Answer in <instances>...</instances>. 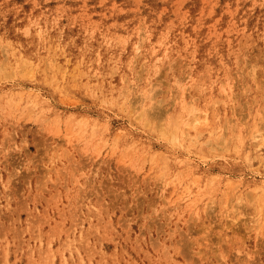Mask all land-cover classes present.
I'll use <instances>...</instances> for the list:
<instances>
[{
  "label": "rangeland",
  "instance_id": "1",
  "mask_svg": "<svg viewBox=\"0 0 264 264\" xmlns=\"http://www.w3.org/2000/svg\"><path fill=\"white\" fill-rule=\"evenodd\" d=\"M263 186L264 0H0V264H264Z\"/></svg>",
  "mask_w": 264,
  "mask_h": 264
},
{
  "label": "bare ground",
  "instance_id": "2",
  "mask_svg": "<svg viewBox=\"0 0 264 264\" xmlns=\"http://www.w3.org/2000/svg\"><path fill=\"white\" fill-rule=\"evenodd\" d=\"M180 95L177 97V99L179 100V103H177V106H176V109H174V111H170V113H168L167 115H166V113H164V112H160V111H158V112H154V114H151V113H149V110H147L144 106V104L146 103V102H143L141 105H142V107H144V110L142 109L139 113H140V115L142 116L143 115V112L144 113H146V120H148V122L149 121H151L150 119H153V120H155V119H157V118H160L158 121H161V123H159L161 126L160 127H158L159 128V130H160V132L162 133V134H165V135H167V136H169V137H171V140H172V138L173 139H175V140H179V141H181L183 144H186L188 147H192V146H194L195 144H196V139H194V137H196V138H198V137H201V136H203V134L202 133H196V134H192V133H190L191 132V129H188V130H186V135H182V136H179V135H177L174 131H176V130H179L180 129V126H182L181 125V123L179 122V120H183V116H184V112H188V111H192L193 110V108H194V106H191L190 104H191V102H188V101H185V98L184 97H182V94H183V91L182 90H178L177 91ZM125 100V99H124ZM219 102V101H218ZM153 105V104H152ZM151 105V106H152ZM172 105V104H171ZM135 107V106H134ZM149 107V106H148ZM161 108V107H160ZM163 108V107H162ZM133 109V108H132ZM154 110H156V109H154ZM153 112V111H152ZM166 112V111H165ZM165 116H166V118H165ZM205 116V118H206V112H205V115H197L196 116V120H197V118H202V117H204ZM218 116V115H217ZM140 117V116H139ZM225 117V115H224V113H223V118ZM162 119L164 120V121H162ZM152 120V121H153ZM194 120V119H193ZM202 120V119H201ZM191 121V120H190ZM195 121V120H194ZM147 122V121H146ZM200 122V121H199ZM225 123V122H224ZM147 124V123H146ZM188 126V125H187ZM212 127H213V125H212ZM232 128V127H231ZM201 129V128H200ZM199 129V130H200ZM205 129V128H204ZM226 129V128H225ZM224 129V130H225ZM198 130V131H199ZM172 134H171V133ZM170 133V134H169ZM240 133V132H239ZM263 134V133H262ZM92 136H95V135H92ZM186 136H188V138H187V140H186ZM241 137V136H240ZM206 140V139H205ZM234 138L233 137H230L229 139H228V144H226L225 143V145L228 147V148H239L240 146H241V144L240 143H238L237 141H235V143L233 144V142H234ZM162 141V140H161ZM211 142H212V140H211ZM103 143V142H102ZM209 143V142H208ZM105 144V143H104ZM231 144V145H230ZM233 144V145H232ZM106 145V144H105ZM148 146V145H147ZM159 146V145H158ZM212 147V146H211ZM210 147V148H211ZM148 149H150L151 150V147H150V145H149V148ZM68 153V152H67ZM148 159H149V161H150V163H151V166H150V168L152 169V170H154L155 168L157 169V168H159L160 170H159V172L157 173V175H155L156 177H160L161 178V176H165L166 174H164L166 171H169V170H174L173 172H174V175L180 180V181H190V180H187L184 176L185 175H189L190 173L189 172H186V173H183L182 174V176H181V173H182V170H183V167L184 166H182L181 165V161L182 160H180V159H173V158H171L169 155H171L169 152H166V151H153V152H149L148 151ZM130 157H131V155H130ZM142 157V156H141ZM143 158V157H142ZM128 159H129V157H128ZM124 161V160H123ZM129 161V160H128ZM30 162V161H29ZM132 162V161H131ZM75 163H77V162H75ZM128 163V162H127ZM130 163V162H129ZM133 163V162H132ZM74 164V163H73ZM157 164H159V166H157ZM78 167V166H77ZM27 168V167H26ZM73 168V167H72ZM80 168V167H79ZM54 169V168H53ZM74 169V168H73ZM15 170V169H14ZM56 171V170H55ZM75 171V170H74ZM93 171H95V170H93ZM61 172V171H60ZM80 173V172H79ZM11 174V173H10ZM57 174V173H56ZM63 175H64V173H62ZM94 174H95V172H94ZM62 175V176H63ZM9 176H12V175H9ZM74 176V177H73ZM73 176H71V178L73 177V178H75V175L73 174ZM195 176H199V174L198 175H192V178H193V181H195ZM200 177V176H199ZM199 177H196V178H199ZM9 178V177H8ZM55 178H57V176H55ZM55 178H54V180H55ZM64 178H66V177H64ZM87 178V177H86ZM85 178V179H86ZM173 178V177H172ZM57 180V179H56ZM55 180V181H56ZM85 181V180H84ZM57 182V181H56ZM59 182V181H58ZM78 182V181H77ZM79 183V182H78ZM210 183V182H209ZM56 184V183H55ZM59 184V183H58ZM71 184H72V182H71ZM79 185H80V183H79ZM166 183L164 182V185H163V188L162 189H165L166 188ZM78 186V185H77ZM81 186V185H80ZM80 186H78V187H80ZM174 186V185H173ZM188 187V186H187ZM5 188V187H4ZM67 188H68V186L66 187V191H67ZM189 188V187H188ZM263 188H264V186H263ZM79 189V188H78ZM80 190V189H79ZM88 190V189H87ZM97 191V190H96ZM57 191H55L54 193H56ZM60 194V192H57V194ZM81 193V192H80ZM90 193V192H89ZM92 193V192H91ZM6 194V193H5ZM83 194V193H82ZM96 194V193H95ZM99 194V193H98ZM98 194H96V195H98ZM7 195H9V194H7ZM38 195H40V194H38ZM50 195V194H49ZM52 195V194H51ZM81 195V194H80ZM90 195V194H89ZM259 195V197L261 198L260 199V201H262L263 200V197H264V192H261L260 194H258ZM178 196H180V195H178ZM10 197V196H9ZM9 197H6V199L7 198H9ZM65 197H67V196H65ZM80 197V196H79ZM88 197V196H87ZM98 196H96V198H97ZM100 197H102L101 195H100ZM99 197V198H100ZM259 197H257V198H259ZM11 198V197H10ZM9 198V199H10ZM43 198H46V197H43ZM55 197L54 196H49L48 197V209H47V211L48 212H50L51 211V209H53V207L55 206L53 203H51V201H53V200H55L54 199ZM77 198V197H76ZM75 198V199H76ZM86 198V197H85ZM185 198V197H184ZM187 198V197H186ZM74 199V200H75ZM78 200V199H77ZM163 200V199H162ZM165 200V199H164ZM167 200V199H166ZM165 200V201H166ZM168 200H170V201H173V200H176V198L175 199H172V198H168ZM10 201H11V199H10ZM55 201H58V199L56 198V200ZM97 203H98V201L97 200H95ZM99 201H101V200H99ZM169 201V202H170ZM189 201V200H188ZM187 201V202H188ZM102 202H104V200L102 201ZM78 203V202H77ZM82 203H84V202H82ZM172 203V202H171ZM190 203H192V201H190ZM99 204V203H98ZM166 204V203H165ZM186 204V203H185ZM24 206H26V204L24 205ZM23 206V207H24ZM100 206V205H99ZM163 206V205H162ZM166 206H168V205H166ZM85 207V206H84ZM189 207V206H188ZM35 208V207H34ZM33 208V209H34ZM43 208V207H42ZM74 208V207H73ZM86 208V207H85ZM128 208V207H127ZM168 208V207H167ZM21 209H23V208H21ZM32 209V210H33ZM36 209V208H35ZM45 209V208H44ZM67 209H68V207H67ZM129 209V208H128ZM43 210V209H42ZM71 210V209H70ZM74 210V209H73ZM80 210V209H79ZM104 210H105V208H104ZM159 210V209H158ZM171 210V209H170ZM37 211V210H36ZM44 211V210H43ZM46 211V212H47ZM85 211H87V210H85ZM93 211H94V209H93ZM59 212V211H58ZM61 213H62V211H61ZM69 213V212H68ZM72 213V212H71ZM74 213V212H73ZM72 213V214H73ZM121 213V212H120ZM165 213V212H164ZM36 214V213H35ZM92 214H94V213H92ZM96 215H97V213H95ZM106 214V213H105ZM16 215H17V213H16ZM29 215V214H28ZM62 215H63V213H62ZM76 212H75V218H76ZM95 215V216H96ZM99 215H100V213H99ZM98 215V216H99ZM126 215H128V214H126ZM157 216H158V214H156ZM160 215V214H159ZM12 216V215H11ZM37 217H39L38 216V214L36 215ZM61 216V215H60ZM70 216V215H69ZM121 216V215H120ZM17 217V216H16ZM48 217V216H47ZM63 217V216H62ZM107 217V216H106ZM165 217V216H164ZM30 218V217H29ZM40 218V217H39ZM70 218V217H69ZM96 218V217H95ZM102 218V217H101ZM109 218V217H108ZM118 218V217H117ZM18 218H16V220H17ZM71 219V218H70ZM76 219H79V218H76ZM120 219V218H119ZM34 220V219H33ZM33 220L31 219V221H32V223H33ZM43 220V219H42ZM98 220H99V218H98ZM18 222H19V220H17ZM28 221V220H27ZM30 221V222H31ZM45 221V220H44ZM47 221V220H46ZM60 221V220H59ZM76 221V220H75ZM75 221H73V222H75ZM79 221V220H78ZM103 221H105V220H103ZM108 221H110V220H108ZM123 221V220H122ZM121 222V221H120ZM31 223V224H32ZM42 223V222H41ZM58 223V222H57ZM64 223V222H63ZM78 223V222H77ZM3 224V223H2ZM34 224V223H33ZM35 224L37 225V222H35ZM71 224V223H70ZM81 223H79V225H80ZM105 224H108L107 222H105ZM123 224H125V223H123ZM10 225V224H9ZM61 224H59V226H60ZM71 225H73V224H71ZM70 225V226H71ZM82 225V224H81ZM110 225V223L108 224V226ZM126 225V224H125ZM151 225V224H150ZM3 227H4V224L2 225ZM24 226H26V225H24ZM33 226H35V225H33ZM56 226V225H55ZM111 226V225H110ZM12 227V229H13V226H11ZM10 227V228H11ZM29 227H30V225H29ZM37 227V226H36ZM36 227H35V229H36ZM71 227H73L74 228V226H71ZM127 227V226H126ZM27 228V227H26ZM32 228V227H31ZM30 228V229H31ZM49 228V227H48ZM60 228V227H59ZM69 228V227H68ZM188 228V227H187ZM9 229V228H8ZM20 228H18V230H19ZM67 229V228H66ZM97 229V228H96ZM95 229V230H96ZM1 230H3V229H1ZM0 230V231H1ZM27 230V229H26ZM55 230V229H54ZM57 230V229H56ZM59 230V229H58ZM75 230V229H74ZM20 231H23V230H19L18 232H20ZM52 231H53V229H52ZM51 231V232H52ZM70 231V230H69ZM94 231V230H93ZM93 231H91L93 234H95ZM105 231V230H104ZM103 231V232H104ZM17 232V231H16ZM16 232H13V235H16L17 233ZM33 232H34V230H33ZM32 232V233H33ZM47 232V231H46ZM59 232V231H58ZM102 232V233H103ZM149 232V231H148ZM16 233V234H15ZM48 233V232H47ZM46 233V234H47ZM85 233V232H84ZM87 233V232H86ZM3 234V232L0 234V235H2ZM34 234V233H33ZM35 234H36V232H35ZM97 234V233H96ZM158 234V233H157ZM18 235H21V234H18ZM53 235V234H52ZM59 235V234H58ZM80 235V234H79ZM117 235H119V234H117ZM188 235V234H187ZM37 236V235H36ZM35 236V237H36ZM48 236H50V235H47V237ZM93 236V235H92ZM99 236V235H98ZM97 236V237H98ZM2 237H4V236H2ZM18 237V236H17ZM16 237V238H17ZM82 237V236H81ZM149 237H150V235H149ZM18 238H20V237H18ZM17 238V239H18ZM32 238H33V236H32ZM83 238V237H82ZM100 238V237H99ZM156 238V237H155ZM168 238V237H167ZM12 239H13V237H12ZM28 239V238H27ZM33 239H35V238H33ZM66 238H64V240H65ZM69 238H67L66 240H68ZM83 239H86V238H83ZM82 239V240H83ZM137 239V238H136ZM20 240H21V238H20ZM19 240V241H20ZM65 240V241H66ZM97 240V239H96ZM100 240V239H99ZM152 240H153V238H152ZM176 240V239H175ZM180 240V239H179ZM22 241V240H21ZM20 241V242H21ZM88 241V239L86 240V241H84V242H87ZM95 241V240H94ZM154 241V240H153ZM171 241V240H170ZM12 242H13V240H12ZM47 242L50 244V242H49V240L48 241H46V245H47ZM64 242V241H63ZM67 242V241H66ZM65 242V243H66ZM158 242V241H157ZM177 242V241H176ZM19 243V242H18ZM67 243H69V242H67ZM155 243V242H154ZM188 243V242H187ZM62 244H64V243H62ZM70 244V243H69ZM82 244V246H83V243H81ZM87 244L88 243H86L85 245L87 246ZM99 244V243H98ZM152 244V243H151ZM176 244V243H175ZM181 243H179V245H180ZM5 245V244H4ZM7 245V244H6ZM28 245V244H27ZM45 245V246H46ZM65 245V244H64ZM89 245V244H88ZM135 245H137L136 243H135ZM186 245V244H185ZM38 246V245H37ZM152 246V245H151ZM153 246H154V244H153ZM167 246V245H166ZM165 246V247H166ZM39 247V246H38ZM67 247V246H66ZM65 247V248H66ZM85 247V246H84ZM88 247H91V246H88ZM164 247V246H163ZM177 247V246H176ZM186 247V246H185ZM18 247H17V243H16V248L13 250V252L15 251L16 252V249H17ZM25 248H28L27 246L25 247ZM30 248V247H29ZM76 248V247H75ZM83 248V247H82ZM87 248V247H86ZM95 247H92V249H94ZM133 248V247H132ZM155 248H157V247H155ZM182 248H184V247H182ZM4 249V253H5V256L7 257L8 255H9V252L11 251V248H10V246H4V248L2 247V250ZM36 249H37V251H40L37 247H36ZM46 249V248H45ZM68 250H70L69 248H67ZM100 249V248H99ZM30 250H31V248H30ZM95 250V249H94ZM96 250H98V248H96ZM138 250V249H137ZM32 251V250H31ZM44 251H46V250H44ZM90 251V250H89ZM89 251H87L86 250V253H88ZM147 251V250H146ZM165 251V250H164ZM28 252H30V251H28ZM41 252V251H40ZM97 253H98V251H96ZM199 252V251H198ZM38 253V252H37ZM49 254L51 253L50 251L48 252ZM148 253V252H147ZM164 254V253H163ZM190 254V253H189ZM89 255V254H88ZM92 255V254H91ZM166 255V254H165ZM190 255H192V254H190ZM38 256H40V255H38ZM41 256H43V255H41ZM51 257L50 258H52V255H50ZM102 256V255H101ZM164 256V255H163ZM184 256V255H183ZM226 256V255H225ZM29 257H31V260H32V263H33V260H34V255H31L30 254V256ZM90 257V256H89ZM100 257V256H99ZM166 257V256H165ZM5 258V257H4ZM222 258V257H221ZM45 259V258H44ZM47 259V258H46ZM45 259V260H46ZM102 259V258H101ZM187 258H185V260H186ZM223 259V258H222ZM4 260V259H3ZM188 260V259H187ZM193 260V259H192ZM192 260H191V262H192ZM168 261V260H167ZM63 262H67V260H63ZM28 263H30L29 261H28ZM38 263V262H37ZM118 264V263H117ZM154 264V263H153ZM246 264V263H245Z\"/></svg>",
  "mask_w": 264,
  "mask_h": 264
}]
</instances>
